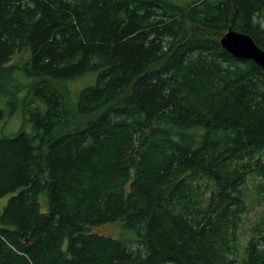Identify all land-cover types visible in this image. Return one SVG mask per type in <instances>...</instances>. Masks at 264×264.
Returning a JSON list of instances; mask_svg holds the SVG:
<instances>
[{
	"label": "trees",
	"instance_id": "16d2710c",
	"mask_svg": "<svg viewBox=\"0 0 264 264\" xmlns=\"http://www.w3.org/2000/svg\"><path fill=\"white\" fill-rule=\"evenodd\" d=\"M230 28L264 49V0H0V120L29 80L0 264H264V68Z\"/></svg>",
	"mask_w": 264,
	"mask_h": 264
},
{
	"label": "rangeland",
	"instance_id": "374dc122",
	"mask_svg": "<svg viewBox=\"0 0 264 264\" xmlns=\"http://www.w3.org/2000/svg\"><path fill=\"white\" fill-rule=\"evenodd\" d=\"M175 2L176 4L185 6L190 4L193 0H171ZM26 52V51H25ZM28 55V56H27ZM30 54L27 51V53H22L18 55L15 59V63L21 64L27 59H29ZM17 78L13 79H8V81L16 86V88L19 90L18 96L21 98L18 100V103L16 104V108L14 109L13 113L9 117H5L4 119L0 120V137L2 136H7V135H12L15 132H17L21 126L25 123V116H24V105L25 102H23L22 97L26 93L25 86L29 82L28 79H26L21 73H17ZM96 80V74L94 73H87L84 76L80 77L77 81L70 83L69 89L71 91V98H73V104L76 101V96L78 92L91 84H94ZM4 107H6V101L2 103ZM39 107L41 109H45V105L42 102H39ZM7 109L12 110V107H7ZM26 129L30 130L31 129V124L27 123L26 124ZM11 193L6 194L0 199V210L3 208L5 203L7 202L8 198L10 197ZM249 198V204H250V210L248 213L245 215L244 220L248 221L254 220L257 216L264 215V197L259 199V197L256 196H251L248 195ZM242 235H241V241L242 245L244 246L247 242V238L249 237V234L247 233L248 231L242 227ZM244 241V242H243ZM240 251H243L242 248ZM242 254L241 253L238 257L237 260H239L242 263ZM234 264H240L235 262Z\"/></svg>",
	"mask_w": 264,
	"mask_h": 264
},
{
	"label": "water",
	"instance_id": "95a60500",
	"mask_svg": "<svg viewBox=\"0 0 264 264\" xmlns=\"http://www.w3.org/2000/svg\"><path fill=\"white\" fill-rule=\"evenodd\" d=\"M221 44L239 59H251L264 68V49L247 33L230 28L221 38Z\"/></svg>",
	"mask_w": 264,
	"mask_h": 264
}]
</instances>
